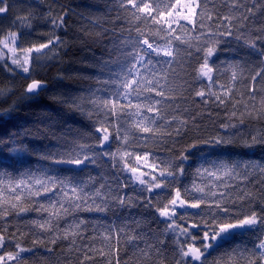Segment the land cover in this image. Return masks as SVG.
I'll return each instance as SVG.
<instances>
[{
    "label": "trees",
    "instance_id": "16d2710c",
    "mask_svg": "<svg viewBox=\"0 0 264 264\" xmlns=\"http://www.w3.org/2000/svg\"><path fill=\"white\" fill-rule=\"evenodd\" d=\"M6 2L9 11L0 13V40L15 35L20 52L47 43L50 38L59 37L60 43L50 46L51 50H43L42 54L35 51L29 53L31 61L29 73L21 72L18 68L11 67V64H0V92L3 93V96H0V112L5 113L0 116V141H2L0 179L4 180V183L0 184V200L3 201L0 207L8 209V214L0 217V231L5 234L6 241L5 247L0 248V254L16 251L14 245L19 243L21 247L29 248L31 251L21 253L23 259L18 258L8 264H110V261L111 264H115L111 256L100 254L101 249L104 253L108 252L100 234L108 227L113 228L115 232L123 230L124 233H128L135 220L138 222L135 230L150 228L155 233L156 238L162 243L161 250L156 255L150 254L147 259H139L138 250L131 246L125 235H119L118 242H113V246L118 249L114 255L119 259L120 264H177L179 255L176 251L174 234L165 230L166 225L161 222L164 218L159 217L154 209L146 210L138 204L130 210L109 205L105 212H77L76 215L86 218L95 227L86 228L84 238L78 237L74 246L70 245L68 240L60 238L52 244L50 241L53 237L49 233L30 224L32 219L47 215V213H38L34 209L37 207L35 200L43 201L48 194H42L39 198L22 197L16 203L28 211L20 213L19 207L16 209L9 207L15 201L7 184L11 179L18 180L24 173L30 171L36 178L43 176L44 171L53 168L60 169L61 175H71L72 173L64 171L69 166L55 165L51 160L42 158L53 145H63L65 142L69 145H82L85 148L93 146L97 152L116 149L120 152L128 151L129 155L125 157V162L132 167H138L139 172L156 174L151 169L152 158L149 157L147 161H135L134 156L141 154L142 150L115 141L113 128L108 127L107 123L104 126L108 127L112 136L110 142L105 143L104 149L99 147V137L102 134L95 130L101 127L98 123L99 113L89 105L88 97L90 90H93L96 92L97 100H105L109 96L115 100L116 89L122 83V80H117L116 76H125L121 65L131 59V44L127 40L123 41L125 47L122 54L115 51L117 46L109 44V40L118 37L134 39L138 35L137 29H140L149 38L150 43L156 40L163 44L162 37H166L167 34L161 32L153 35L156 29L161 25L166 28V22H172L177 28L176 35H179L178 26L166 16L157 17L156 22L134 20L131 18V13L121 6V0H6ZM149 2L153 3L154 9L158 3L159 9L166 11L165 5L171 0H156V2L149 0ZM212 2L220 6L221 12H228L222 7L224 0H212ZM244 2L247 7L256 4V8L253 9L254 18L234 24L232 27L234 35L221 39L215 55L209 62L214 68L212 73L214 81L217 75H220L219 84L225 85L223 90L216 85L212 88V91L224 98V104L214 102V97L205 103L195 95V91L203 87L193 76L199 64L194 58L186 60L176 68L179 79L174 83L178 93L173 95L181 101L180 107L185 110L181 119H186L188 125L179 137L173 134L168 138L162 130V133L149 144L148 150L158 152L162 157L171 156L174 160L181 150L196 153L185 162V175L181 183L190 185L195 181L205 187L207 192L212 184L211 178L207 175L200 177L196 175V167L203 163L199 148L203 147V141L214 137L231 139L233 142L230 144L218 145L214 149L206 147L204 150L231 153V157L224 159H232L245 166L240 171L243 173L247 170V179L241 180L239 176L229 179L230 186H239L230 193V196L236 199L237 215L247 213L251 209H255L257 214L261 215L260 210L264 207V143L259 141L264 138V114L261 111L264 81L257 77L256 82L252 84V87L261 90L257 92L254 101L249 100L247 93L251 76L264 69V56L259 54L260 50H264V14H262L264 3H260L259 0H244ZM233 15L239 16L240 13L235 12ZM154 16H156L155 11L152 12L149 21ZM60 18L63 19L62 25L59 23ZM52 19L58 21L56 26L50 23ZM112 32L116 33V37L110 35ZM256 34L262 39L257 41L256 50H253L244 42V38L248 36L254 38ZM189 35L196 36L197 33L190 32ZM185 47L186 45L180 47L181 57L185 56ZM171 50L175 56L177 52L175 46ZM236 65L239 66L237 79L231 81V72ZM137 68L142 75L145 74L144 69L139 65ZM216 68H219V73L215 71ZM261 74L264 75V72ZM32 80H40L47 84V88L38 96L26 94V86ZM229 85L231 94L224 97ZM204 90L208 91L207 88ZM118 103L126 107L124 101ZM233 104L236 105L235 108ZM244 104L249 105L248 110H245ZM253 104L255 108H252ZM233 111L236 113L235 116L232 115ZM111 119L109 117V120ZM241 120H243L242 125L239 123ZM227 123L236 127L227 129L222 127ZM130 126L129 120L125 128ZM252 136L257 137V142L252 147H246V142L252 143ZM132 139L130 135L129 141ZM13 140L18 141L14 145L16 149L23 148L26 151L18 152L9 148L8 145ZM192 143H196L198 147L190 148L189 145ZM9 156L12 159H9ZM211 159L215 160L217 157L213 156ZM204 167L211 166L204 164ZM116 171L118 170L112 167L110 158L101 156L97 158L95 165H88L84 171L75 174L85 179L91 176L97 182H101V178L103 182H109L115 179L113 173ZM144 179L148 180L150 176L145 175ZM241 192L250 194L251 203L247 199H240ZM182 198L190 199L184 194L183 188ZM163 202H166L164 195L161 196L159 203ZM153 204L159 206L157 201H153ZM47 206L45 204V207ZM197 211L199 210H190L193 213ZM179 216L180 210L177 209L176 224L188 227L195 237L194 242L188 240L184 246L187 247V243H194L195 247L202 249L203 229L191 227L192 224L198 223L201 217L192 215L180 219ZM63 227L64 221H61V230ZM237 232L228 246L219 250H210L207 264H247V259L237 254V251L231 250L242 252L246 247L249 252L244 253L243 256H250L254 243H258L257 237L262 233L247 230H237ZM38 238L42 242L34 244L33 241ZM150 242L154 243V241ZM85 244L95 249L91 254V260L88 261H83L80 251ZM226 253H229L228 258H225ZM257 264H259L258 257Z\"/></svg>",
    "mask_w": 264,
    "mask_h": 264
},
{
    "label": "snow or ice",
    "instance_id": "6c2138e0",
    "mask_svg": "<svg viewBox=\"0 0 264 264\" xmlns=\"http://www.w3.org/2000/svg\"><path fill=\"white\" fill-rule=\"evenodd\" d=\"M259 2L264 3V0H259ZM210 4L211 7H209ZM0 5H3L0 6V13L9 11L6 0H0ZM121 6L131 13L132 19H143L146 23L156 22L157 17H169L178 26L180 33L176 35L177 28L173 26L172 22H166V28L161 25L153 33V35H158L161 32L167 34L166 37H162L164 39L163 44L156 40L150 43L149 38L140 29H137L138 35L134 39L118 37L109 40V44L117 46L115 51L122 54L125 47L123 41L127 40L131 44V59L121 65L125 76H116V79L122 80V83L116 89L115 100H112L110 96L105 100H97L95 98L96 92L93 90H90L88 97L89 105L93 106L94 110L99 113L98 123L101 124V127L95 129L97 133L102 134L99 137V147L104 149L105 143L110 142L112 133L109 132L108 127H112L115 141L121 142L127 147L135 146V148L142 150L141 154L134 156L135 161H147L149 157L152 158L151 169L156 174L139 172L138 167H132L125 162V157L129 155L128 151L120 152L119 149H116L97 152L93 146L85 148L82 145H69L68 142L63 145L56 144L42 158L51 160L55 165L69 166L64 171L72 174L61 175L60 169L53 168L50 171H44L43 176L39 178H36L35 174L30 171L24 173L23 177L18 180L11 179L7 187L11 190L15 202L11 203L9 207L11 209L19 207V212L24 213L28 209L16 203L22 197L39 198L42 194H48L43 201L35 200L37 207L34 209L38 213H47V215L32 219L30 224L34 228L49 233L53 237L50 241L52 244H55L57 238H60L68 240L69 244L74 246L78 237L84 238L86 228L95 227L86 218L75 213L83 211L105 212L109 205L130 210L138 204L146 210L154 209L159 217L164 218L161 222L165 223V230L174 234L176 251L179 255L177 264H207L210 250H219L228 246L232 238L238 234L237 230L260 232L262 235L257 237L258 243H254L250 256H243L244 253L249 252L246 247L242 252L235 249L231 251H237V254L247 259V264H257V257L259 264H264V207L260 210L261 215H258L255 209L237 215L236 199L230 196V193L239 186H230L229 179L237 176L241 180L247 179V170H244L243 173L240 171L245 166L232 159H224V157H231V153L205 152L204 150L206 147L214 149L218 145L230 144L233 142L231 139L214 137L203 141V147L199 148V155L203 163L196 167V175L197 177L207 175L211 178L212 184L208 187L207 192L205 187L195 181H192L190 185L181 183L185 175L184 164L190 156L196 153L181 150L174 160L171 156L162 157L158 152L148 150L149 144L157 138L158 134L162 133V130L168 138H171L173 134L179 137L182 130L188 125L186 119H181L185 111L180 107L181 101L173 95V93H178V88L174 83L176 79H179L176 68L186 60L194 58L199 64V67L194 70L193 76L203 87L195 91V95L205 103L214 97V102H218L220 105L224 104V98L212 91V88L216 85L223 90L225 85L219 84L220 75H217L214 81L212 75L214 68L209 62L215 55V50L221 39L234 35L232 31L234 24L254 18L253 9L256 8V4L247 7L244 0H224L222 7L228 10L227 13L221 12L220 6L213 3L212 0H171L165 5L166 11L160 10L158 3L154 9L153 3H150L149 0H121ZM153 11L156 12V16L149 21ZM235 12H239L240 15H233ZM141 14L144 15L141 16ZM181 21L185 23H180ZM50 23L56 26L58 21L52 19ZM59 23L63 24L62 18H60ZM105 31L107 34V30ZM190 32H196L197 35L191 36L189 35ZM110 35L116 37L115 32L110 33ZM12 39L14 40L15 37ZM261 39L262 37L256 34L254 38L252 36L245 37L244 42L256 50V43ZM174 42H176L175 45ZM58 43H60L59 37L50 38L47 43L28 48L23 62L17 58L13 59L12 63L24 73H29L31 61L27 53L35 51L42 54L43 50H51L50 46H55ZM181 45H186L184 48L185 56L183 57L180 56L179 51ZM174 46L177 49L175 56L171 50ZM259 54L264 56V50H260ZM137 65L144 69V75L141 74ZM238 68V65L233 66L231 81L237 79ZM215 71L219 73V68H216ZM262 72L264 69L255 72L250 78L247 93L250 101H254L257 92L261 91L252 87V84L256 82L257 77L264 81ZM43 87L42 81L32 80L26 86V94L38 96ZM205 88L208 89L207 92L204 90ZM230 94L231 86L229 85L228 91L224 92V97H228ZM0 96H3L2 92H0ZM119 101H124L126 107L120 106ZM235 106L233 104V108ZM261 106L262 114H264V100L261 101ZM248 107V104H244L245 110H248ZM252 108H255L254 104ZM3 115L5 113L0 112V116ZM232 115H236L235 111ZM109 117L112 119L109 120ZM129 120L131 126L125 128V124ZM105 123L108 124V127L104 126ZM239 123L242 125L243 120ZM222 127L226 129L235 128L236 125L227 123ZM184 134L186 135V133ZM130 135L133 137L131 141H129ZM251 141L252 143L246 142L245 146L252 147L257 142V137L252 136ZM259 142L264 143V138H261ZM16 143L18 141L13 140L8 147L13 151H26L23 148L16 149L14 147ZM189 147L197 148L198 145L192 143ZM101 156L110 158L112 167L118 170L113 173L114 180L103 182V178H101V182H97L91 176L85 179L75 174L78 171H84L88 165H95L97 158ZM213 156L217 159H211ZM9 159L12 157L9 156ZM204 164L211 167H204ZM145 175H149L150 179L145 180ZM3 183L4 180L0 179V184ZM182 188L184 194L190 199L182 198ZM129 189L131 191H127ZM162 195L166 196V202L159 203ZM240 199H247L251 203L249 193L241 192ZM153 201H157L159 206L153 204ZM2 204L3 201L0 200V205ZM45 204L48 206L45 207ZM177 209L180 210V219L192 215L201 217L199 222L192 224L191 227L203 229L202 241L204 243L202 249L195 247L194 243H187V247L184 246L188 240L194 242L195 237L190 233L188 227L176 224ZM191 209L199 211L193 213L190 212ZM7 214L8 209L0 207V217ZM68 217L70 219H67ZM61 221H64L62 230L60 228ZM137 226L138 222L133 220V225L129 228L128 233H124L123 230L115 232L113 228L108 227L104 233L100 234L108 252L104 253L101 249L100 254L111 256L115 264H120L119 259L114 255L118 249L113 246V242H118L119 235H125L131 246L138 250L139 259H147L150 254H158L162 247L161 241L156 238L155 233L150 228L135 230ZM150 241H154V243ZM41 242L39 238L33 241L34 244ZM5 243V234L0 231V248H4ZM14 247L16 251H6L0 254V264H8V262L16 261L18 258L23 259L21 253L31 251L29 248L21 247L19 243H16ZM80 251L83 261H88L91 260V254L95 249L85 244ZM228 257L229 253H226L225 258Z\"/></svg>",
    "mask_w": 264,
    "mask_h": 264
},
{
    "label": "rangeland",
    "instance_id": "374dc122",
    "mask_svg": "<svg viewBox=\"0 0 264 264\" xmlns=\"http://www.w3.org/2000/svg\"><path fill=\"white\" fill-rule=\"evenodd\" d=\"M13 37H15L14 40L12 39ZM5 44H7V47H5ZM25 55L26 52H20V50L18 49L17 37L15 35H9L0 40V64H11V67H16L21 72H23L17 65L12 63V60L18 58L21 62H23ZM27 55L29 56V53H27Z\"/></svg>",
    "mask_w": 264,
    "mask_h": 264
},
{
    "label": "water",
    "instance_id": "95a60500",
    "mask_svg": "<svg viewBox=\"0 0 264 264\" xmlns=\"http://www.w3.org/2000/svg\"><path fill=\"white\" fill-rule=\"evenodd\" d=\"M43 85H44V87H43V89L39 92V94L47 88V84H46V83L43 82Z\"/></svg>",
    "mask_w": 264,
    "mask_h": 264
}]
</instances>
